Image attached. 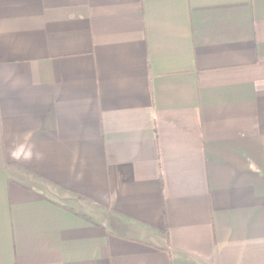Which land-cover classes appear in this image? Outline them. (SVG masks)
Returning a JSON list of instances; mask_svg holds the SVG:
<instances>
[{"label":"crops","instance_id":"1","mask_svg":"<svg viewBox=\"0 0 264 264\" xmlns=\"http://www.w3.org/2000/svg\"><path fill=\"white\" fill-rule=\"evenodd\" d=\"M0 264H264V0H0Z\"/></svg>","mask_w":264,"mask_h":264}]
</instances>
